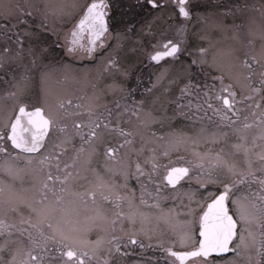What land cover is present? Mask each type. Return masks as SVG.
I'll return each instance as SVG.
<instances>
[{"label": "snow or ice", "instance_id": "6c2138e0", "mask_svg": "<svg viewBox=\"0 0 264 264\" xmlns=\"http://www.w3.org/2000/svg\"><path fill=\"white\" fill-rule=\"evenodd\" d=\"M72 7L0 0V264H264V0Z\"/></svg>", "mask_w": 264, "mask_h": 264}, {"label": "rangeland", "instance_id": "374dc122", "mask_svg": "<svg viewBox=\"0 0 264 264\" xmlns=\"http://www.w3.org/2000/svg\"><path fill=\"white\" fill-rule=\"evenodd\" d=\"M23 2V0H22ZM53 4H63L66 6V11L68 14L64 17V19L58 23L55 24L56 30L62 35L61 28L58 29V27H61L63 23H69L72 21L78 13H80V8L76 7L73 8L72 5H84L88 2V0H50ZM163 27V25H161ZM59 51V49L57 50ZM60 56H63V52H59ZM59 58V57H58ZM226 58V57H225ZM68 62L74 64L76 66V70L73 73L69 74L68 79H63L60 73H54L52 78L47 83L46 87L49 90V99L54 103L57 97H63L65 99L71 98L73 101V105H75L77 98H82L87 92L90 91L89 86L84 82V80L81 78V72L79 69L83 68L84 66L93 67L92 62L89 59H84L83 61H76L72 60L69 57H65ZM150 71H153L150 67H143L141 68L139 65L135 69V72H139L142 74L143 79H147L148 74ZM205 71L210 74L211 76L216 75L217 73L215 71H212L210 69L205 68ZM134 72V75H135ZM0 76H3V79H0V127H3L8 114L12 110L13 106V100L10 97L5 96L6 92L14 91L15 89L12 87L11 81L8 79L6 75H4L3 72H0ZM197 79H200L197 77ZM7 81V82H6ZM203 82V81H201ZM31 91L26 94L25 99L30 100L31 98ZM111 99V97H109ZM157 131L166 132V129H160L158 125L155 126ZM135 155V154H133ZM175 155H186L185 153H175ZM141 162L143 161V157H140ZM0 176H3L2 173H0ZM4 179H7L6 176L3 177ZM133 186H135L134 181L132 182ZM172 202L169 201L164 205L163 207H168ZM133 251H136L133 252ZM154 253V249H145L143 253V257L152 256ZM156 255H159L157 252ZM141 256V250L138 246H135L132 248V252L129 253L128 261L129 264H136L138 260L143 259Z\"/></svg>", "mask_w": 264, "mask_h": 264}, {"label": "flooded vegetation", "instance_id": "af4514ba", "mask_svg": "<svg viewBox=\"0 0 264 264\" xmlns=\"http://www.w3.org/2000/svg\"><path fill=\"white\" fill-rule=\"evenodd\" d=\"M201 2L203 3L204 0H201ZM79 14H80V13H78V14L76 15V17H75L72 21H70L68 24H67V23H63V24L61 25V27H58V29L61 28L62 33H63L66 29H69V28L71 27L73 21H75V20L78 18ZM208 75H209V77H211L210 74H208ZM169 201H170V200H169ZM169 201H165V202L162 204V206L166 205V203H168Z\"/></svg>", "mask_w": 264, "mask_h": 264}, {"label": "trees", "instance_id": "16d2710c", "mask_svg": "<svg viewBox=\"0 0 264 264\" xmlns=\"http://www.w3.org/2000/svg\"><path fill=\"white\" fill-rule=\"evenodd\" d=\"M0 23H3V21H0Z\"/></svg>", "mask_w": 264, "mask_h": 264}]
</instances>
